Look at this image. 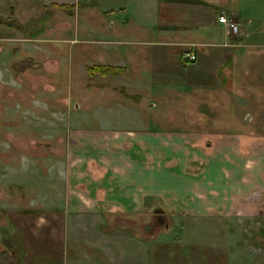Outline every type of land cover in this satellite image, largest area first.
Masks as SVG:
<instances>
[{
    "label": "rangeland",
    "instance_id": "obj_1",
    "mask_svg": "<svg viewBox=\"0 0 264 264\" xmlns=\"http://www.w3.org/2000/svg\"><path fill=\"white\" fill-rule=\"evenodd\" d=\"M189 1L234 13L241 29L217 45L212 35L182 28L179 41L215 43L201 46L195 62L182 59L188 47L163 41L174 38L169 30L93 3L68 10L53 0H0V220L19 208L47 211L42 181L56 177L53 161L68 154L78 126H187L181 131L209 136L219 118L222 127L234 122L232 132L264 139V0ZM122 61L127 73L119 77L91 78L87 70ZM115 209L87 219L74 212L70 253L80 264L104 253H123L122 264H264V216Z\"/></svg>",
    "mask_w": 264,
    "mask_h": 264
},
{
    "label": "crops",
    "instance_id": "obj_2",
    "mask_svg": "<svg viewBox=\"0 0 264 264\" xmlns=\"http://www.w3.org/2000/svg\"><path fill=\"white\" fill-rule=\"evenodd\" d=\"M53 1L57 2L54 5L73 7L93 3L94 9H99L98 5L103 12L118 11L123 19L130 17L147 29L169 30V35L185 34L184 29L191 26L206 36L216 37L217 45L235 39L218 22L222 9L217 11L194 1ZM233 14L230 15L234 17ZM175 35L172 40L163 41L182 44L188 47L185 51H193L198 57L201 46L215 45L184 37L179 41ZM151 43V46L156 44ZM123 62L112 65L124 69L118 75L127 73ZM143 62L140 65H144ZM236 64L235 57L227 58L230 75ZM235 80L237 78L232 79L233 90L239 92ZM114 89L116 91V87ZM140 93L137 96H142ZM220 123L218 118L212 129L209 126V136L181 131L192 130L187 126L153 130L114 123L109 128L103 124L74 128L70 133L73 141L69 144L70 151L64 159L57 156L60 160L53 161L56 177L52 175L48 182L42 181L46 188L43 208L47 211L28 212L19 208L2 212L0 264H80L78 255L70 253L73 240L69 235L77 218L76 211H86L81 215L85 219L92 214L103 216L101 211L117 210L116 207L138 211L164 210L165 206L189 212L206 208L211 214L227 216L225 218L241 210L249 215L264 216V139L251 137L246 131L232 132L238 130L233 121H228L226 127ZM104 254V259L89 256L88 264H122L118 259L126 257L123 253Z\"/></svg>",
    "mask_w": 264,
    "mask_h": 264
},
{
    "label": "built area",
    "instance_id": "obj_3",
    "mask_svg": "<svg viewBox=\"0 0 264 264\" xmlns=\"http://www.w3.org/2000/svg\"><path fill=\"white\" fill-rule=\"evenodd\" d=\"M218 22L223 25L229 35L237 36L241 32L237 20L224 10L219 12ZM182 58L187 62H195L197 60V54L193 51H186L183 53Z\"/></svg>",
    "mask_w": 264,
    "mask_h": 264
},
{
    "label": "trees",
    "instance_id": "obj_4",
    "mask_svg": "<svg viewBox=\"0 0 264 264\" xmlns=\"http://www.w3.org/2000/svg\"><path fill=\"white\" fill-rule=\"evenodd\" d=\"M56 5V4H55ZM60 6L64 9L71 10L73 8L72 5H56ZM87 70L90 74V76H93L95 74H99L101 76H108V75H117L124 69L122 67L118 66H110V65H103V64H97L93 66L87 67Z\"/></svg>",
    "mask_w": 264,
    "mask_h": 264
},
{
    "label": "water",
    "instance_id": "obj_5",
    "mask_svg": "<svg viewBox=\"0 0 264 264\" xmlns=\"http://www.w3.org/2000/svg\"><path fill=\"white\" fill-rule=\"evenodd\" d=\"M163 220H165V219H163ZM163 220L161 219V223L163 222ZM162 225H163V223H162ZM167 228H168V226H167Z\"/></svg>",
    "mask_w": 264,
    "mask_h": 264
}]
</instances>
